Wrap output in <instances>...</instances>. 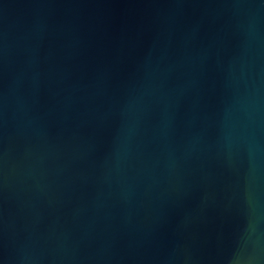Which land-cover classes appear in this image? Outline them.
<instances>
[{"label": "water", "instance_id": "obj_1", "mask_svg": "<svg viewBox=\"0 0 264 264\" xmlns=\"http://www.w3.org/2000/svg\"><path fill=\"white\" fill-rule=\"evenodd\" d=\"M0 264H264V0H0Z\"/></svg>", "mask_w": 264, "mask_h": 264}]
</instances>
